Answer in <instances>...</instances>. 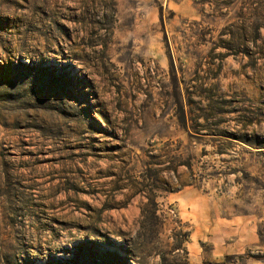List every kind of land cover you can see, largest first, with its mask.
I'll list each match as a JSON object with an SVG mask.
<instances>
[{
	"label": "rangeland",
	"instance_id": "374dc122",
	"mask_svg": "<svg viewBox=\"0 0 264 264\" xmlns=\"http://www.w3.org/2000/svg\"><path fill=\"white\" fill-rule=\"evenodd\" d=\"M0 264H264V0H0Z\"/></svg>",
	"mask_w": 264,
	"mask_h": 264
},
{
	"label": "trees",
	"instance_id": "16d2710c",
	"mask_svg": "<svg viewBox=\"0 0 264 264\" xmlns=\"http://www.w3.org/2000/svg\"><path fill=\"white\" fill-rule=\"evenodd\" d=\"M154 215H155V213H154Z\"/></svg>",
	"mask_w": 264,
	"mask_h": 264
}]
</instances>
